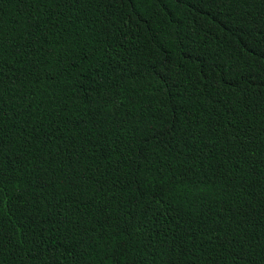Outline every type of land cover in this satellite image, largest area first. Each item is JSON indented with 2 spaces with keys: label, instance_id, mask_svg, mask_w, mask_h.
Wrapping results in <instances>:
<instances>
[{
  "label": "trees",
  "instance_id": "obj_1",
  "mask_svg": "<svg viewBox=\"0 0 264 264\" xmlns=\"http://www.w3.org/2000/svg\"><path fill=\"white\" fill-rule=\"evenodd\" d=\"M0 264H264V0H0Z\"/></svg>",
  "mask_w": 264,
  "mask_h": 264
}]
</instances>
